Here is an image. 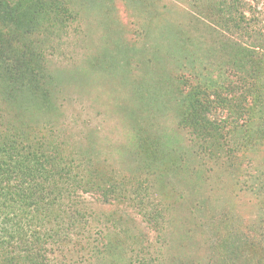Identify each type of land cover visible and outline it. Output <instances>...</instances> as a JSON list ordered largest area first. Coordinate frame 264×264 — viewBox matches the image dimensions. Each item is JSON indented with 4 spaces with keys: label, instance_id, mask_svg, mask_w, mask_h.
I'll return each mask as SVG.
<instances>
[{
    "label": "rangeland",
    "instance_id": "obj_1",
    "mask_svg": "<svg viewBox=\"0 0 264 264\" xmlns=\"http://www.w3.org/2000/svg\"><path fill=\"white\" fill-rule=\"evenodd\" d=\"M9 1L0 63L14 65L22 100L6 117L36 120L128 193L82 194L87 235L48 264H141V248L152 264L264 261V47L223 23L227 0ZM243 1L264 24V0ZM239 73L255 90L249 117L201 127L196 91Z\"/></svg>",
    "mask_w": 264,
    "mask_h": 264
},
{
    "label": "trees",
    "instance_id": "obj_2",
    "mask_svg": "<svg viewBox=\"0 0 264 264\" xmlns=\"http://www.w3.org/2000/svg\"><path fill=\"white\" fill-rule=\"evenodd\" d=\"M0 5L8 9L12 2L0 0ZM220 10L228 29L264 47L263 20L245 1L227 0ZM4 35L0 25V43ZM13 66L10 60L0 63V264H48L51 255L61 252L72 235H87L89 217L82 208V194H97L108 200L128 196L127 187L100 183L79 159L43 133L36 120L6 117V107L17 108L21 99L16 76H9L16 72ZM253 96L252 81L235 74L211 91H196L194 120L213 130L235 127L249 117ZM198 137V145L206 149L200 133ZM144 219L157 229L160 213L145 211ZM139 261L154 262L148 261L145 248L140 250Z\"/></svg>",
    "mask_w": 264,
    "mask_h": 264
}]
</instances>
